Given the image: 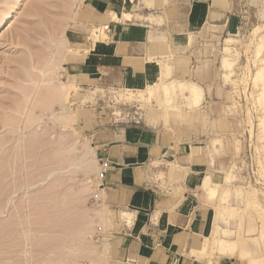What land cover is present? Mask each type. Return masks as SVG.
<instances>
[{
    "label": "rangeland",
    "instance_id": "rangeland-1",
    "mask_svg": "<svg viewBox=\"0 0 264 264\" xmlns=\"http://www.w3.org/2000/svg\"><path fill=\"white\" fill-rule=\"evenodd\" d=\"M228 1L226 20L212 14L182 40L188 47L182 77L209 92L204 104L222 134L209 135L208 154L218 172L234 175L225 183L244 203L237 211L216 208L228 216L236 211L238 241L246 233L242 243L264 246V79L254 77L264 63V0ZM88 3L0 0V264H108L117 211L103 190L90 109H100L96 119L103 123L156 116L166 123L180 110L201 105L202 96L195 101L178 87L144 98L153 84L134 91L67 83L64 62L79 52L72 31L82 25ZM64 35L70 50L61 46ZM92 36L90 30L91 42ZM67 84L64 98L49 93ZM94 90L100 91L97 97ZM194 117L208 120V114ZM211 185L203 188L213 196L217 185ZM250 198L255 202L247 204ZM213 245L233 250L236 242ZM257 258L264 264V256Z\"/></svg>",
    "mask_w": 264,
    "mask_h": 264
},
{
    "label": "crops",
    "instance_id": "crops-1",
    "mask_svg": "<svg viewBox=\"0 0 264 264\" xmlns=\"http://www.w3.org/2000/svg\"><path fill=\"white\" fill-rule=\"evenodd\" d=\"M86 6L78 22L82 25L77 23L71 35L80 53L64 62L67 83L81 89L102 85L143 91L160 79L181 93V84L195 85L198 98L202 96L199 108L180 110L166 123L159 116L110 118L103 123L96 119L100 109H90L103 190L111 209L117 211L108 264H248L249 258L264 256L262 244L242 243L248 239L246 233L238 241L236 211L244 203L226 184L234 175L218 172L216 159L213 164L208 154L209 135L222 134L209 120L211 107L204 104L209 92L182 77L188 70V47L182 40L212 14L226 20L229 1L90 0ZM99 25L106 26L107 36L89 41L90 30ZM93 92L92 97L100 94ZM142 95L149 98L147 91ZM201 113L208 114V120L197 122L194 116ZM216 176L220 184L213 182ZM205 180L217 185L213 196L203 188ZM216 205L233 206L236 211L222 215ZM216 238L236 246L219 249L213 245Z\"/></svg>",
    "mask_w": 264,
    "mask_h": 264
},
{
    "label": "bare ground",
    "instance_id": "bare-ground-1",
    "mask_svg": "<svg viewBox=\"0 0 264 264\" xmlns=\"http://www.w3.org/2000/svg\"><path fill=\"white\" fill-rule=\"evenodd\" d=\"M73 16V15H72ZM70 17H71V15H70ZM112 17L114 18V20L115 19H118V16L116 15V13L114 12V11H112ZM126 17H129V15H126ZM125 18V17H124ZM2 20H4V16L0 19V23L2 22ZM70 20H71V18H70ZM106 26L105 25H99V26H95L94 28H92L91 29V33H92V37H93V42H97L98 40H100V39H102V38H105L106 36H107V34H106ZM60 43H61V46L64 48V50H70V48H68L67 46H66V44H67V38L65 37V35H64V41H61L60 40ZM66 54V51H64V55ZM263 58V57H262ZM264 59V58H263ZM261 63V62H260ZM260 67H258L257 69V71H256V74L254 75V77L256 78L257 77V80H259V77H261V78H263L264 79V63H263V60H262V64H260L259 65ZM254 78V80H256ZM256 80V81H257ZM174 81V80H173ZM172 81V82H173ZM178 81V80H177ZM263 83V82H262ZM161 84V85H160ZM182 85V88H183V91H186L187 93H189V94H191V95H193L196 99L198 98V88L195 86V85H192L191 87H186L184 84H181ZM263 85H264V83H263ZM67 87H68V84L67 85H62V86H55V88L53 87L50 91H49V93L50 92H52V97L54 96L55 98V100H60V99H62V98H64L65 96H66V94H67ZM171 86L169 85V84H166V83H164V82H160L159 84H153L151 87H149L148 88V91H149V93H148V97L150 98V97H152V96H154L155 94H156V92H158V91H160V89L162 88L165 92V94L166 93H168V89L170 88ZM262 89H264V88H262ZM261 90V89H260ZM259 91V90H258ZM264 91V90H263ZM259 94H260V92H259ZM264 95V94H263ZM197 96V97H196ZM195 99V100H196ZM263 99V98H262ZM261 99V100H262ZM264 100V99H263ZM56 101V102H57ZM70 117V116H69ZM28 164V163H27ZM80 167V166H79ZM30 172V171H29ZM216 186V185H215ZM203 187L207 190V189H211V188H213V186L211 185V183L208 181V180H205L204 181V184H203ZM254 197H255V195H254ZM255 201H254V199L252 200L251 198L250 199H248V201H247V204H251V203H254ZM237 223V222H236ZM236 226H237V224H236ZM239 226V225H238ZM227 232H228V229H224V231H223V233L226 235L227 234ZM225 238H216V239H214V241H213V244L215 243H221L223 240H224ZM231 247V250H232V246H230ZM140 248V247H139ZM142 248V247H141ZM226 249V248H225ZM229 250H230V248H229ZM242 250V249H241ZM240 250V251H241ZM260 260H262V259H260V258H257V257H254V258H249V261H248V264H258L259 263V261Z\"/></svg>",
    "mask_w": 264,
    "mask_h": 264
}]
</instances>
